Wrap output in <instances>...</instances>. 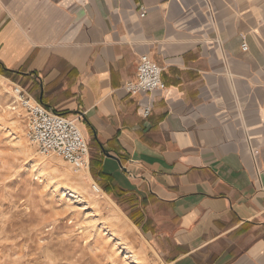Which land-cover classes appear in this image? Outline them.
Segmentation results:
<instances>
[{
	"label": "crops",
	"instance_id": "0c3cea01",
	"mask_svg": "<svg viewBox=\"0 0 264 264\" xmlns=\"http://www.w3.org/2000/svg\"><path fill=\"white\" fill-rule=\"evenodd\" d=\"M142 55L165 87L132 95ZM0 67L82 114L142 244L161 235L169 264H264V0H0Z\"/></svg>",
	"mask_w": 264,
	"mask_h": 264
},
{
	"label": "rangeland",
	"instance_id": "374dc122",
	"mask_svg": "<svg viewBox=\"0 0 264 264\" xmlns=\"http://www.w3.org/2000/svg\"><path fill=\"white\" fill-rule=\"evenodd\" d=\"M1 69L0 264H169L161 235L142 244L134 225L143 233L142 226L132 216L141 220L143 211L129 210L137 204L132 194L107 192L90 165V173L77 170L55 153L39 151L13 91V83L28 81ZM111 206L128 224L115 219Z\"/></svg>",
	"mask_w": 264,
	"mask_h": 264
},
{
	"label": "built area",
	"instance_id": "2783aa9c",
	"mask_svg": "<svg viewBox=\"0 0 264 264\" xmlns=\"http://www.w3.org/2000/svg\"><path fill=\"white\" fill-rule=\"evenodd\" d=\"M242 47L247 48L243 43ZM162 68L148 55L139 58L136 77L123 84V88L132 95L151 92L164 88ZM16 100L27 111V132L31 141L42 153H55L77 170H89L90 148L88 139L81 130L78 120L82 114L66 116L43 105L26 87L13 83ZM150 107H146L143 116H148ZM91 189L100 193L102 188L92 182Z\"/></svg>",
	"mask_w": 264,
	"mask_h": 264
},
{
	"label": "trees",
	"instance_id": "16d2710c",
	"mask_svg": "<svg viewBox=\"0 0 264 264\" xmlns=\"http://www.w3.org/2000/svg\"><path fill=\"white\" fill-rule=\"evenodd\" d=\"M1 72L6 73L7 75H10L12 73V71L6 69L5 67H3L1 69ZM90 170H91V173L95 179H98V180L100 179L105 183L104 189L107 192L114 194L113 191H115V192L127 194V192L125 190L119 188L116 184H114L112 182V179L109 175L103 174L101 172V161L99 158H96L93 155L90 156ZM116 197H118V195H116ZM130 206H133V204ZM131 215H133V214H131ZM132 218L134 219L135 223H137V224L140 223V220L134 218V216H132Z\"/></svg>",
	"mask_w": 264,
	"mask_h": 264
},
{
	"label": "bare ground",
	"instance_id": "6f19581e",
	"mask_svg": "<svg viewBox=\"0 0 264 264\" xmlns=\"http://www.w3.org/2000/svg\"><path fill=\"white\" fill-rule=\"evenodd\" d=\"M83 171H86V170H84V169H82ZM83 171H81L80 173V175L81 176H84V174H85V172H83ZM108 202H110V201H108ZM111 208V210H112V212H113V216H116L115 217V219H118V220H124L125 221V219L121 216V214H120V210L118 209V208H116V207H114V206H111L110 207ZM126 223H127V221H125ZM128 224V223H127ZM115 230V229H114ZM118 232H119V230H117ZM117 232V233H118ZM120 236V235H119ZM122 236V235H121ZM122 237H124V235L122 236ZM127 238V237H126ZM122 239V238H121ZM128 239V238H127ZM125 241V240H124ZM123 241V242H124ZM128 242V241H127ZM126 244H131L130 242L129 243H126ZM136 244V243H135ZM132 245V244H131ZM130 245V246H131ZM140 248V247H139ZM134 251H135V249H134Z\"/></svg>",
	"mask_w": 264,
	"mask_h": 264
},
{
	"label": "water",
	"instance_id": "95a60500",
	"mask_svg": "<svg viewBox=\"0 0 264 264\" xmlns=\"http://www.w3.org/2000/svg\"><path fill=\"white\" fill-rule=\"evenodd\" d=\"M109 155V153H107Z\"/></svg>",
	"mask_w": 264,
	"mask_h": 264
}]
</instances>
